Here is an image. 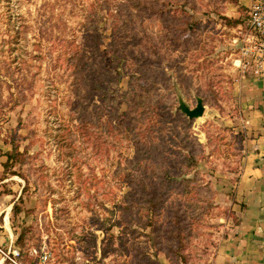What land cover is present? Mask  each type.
Returning <instances> with one entry per match:
<instances>
[{
	"label": "rangeland",
	"instance_id": "rangeland-1",
	"mask_svg": "<svg viewBox=\"0 0 264 264\" xmlns=\"http://www.w3.org/2000/svg\"><path fill=\"white\" fill-rule=\"evenodd\" d=\"M91 2L0 0V140L8 145L9 151L12 140L18 143L20 151L26 146L24 164L15 163L0 172V179L10 178L0 183V197L10 196L6 203L0 200V264H13L5 256L10 254L12 258V250L20 253L15 238L21 223L34 227L28 256L35 258V264H123L124 261L132 264L133 254L138 252L150 258L149 264H169L161 245L160 248L153 246L146 238L132 234L128 220L122 226L126 233L120 248L119 239H112L101 229L103 218L111 216L106 209L111 207V202H106L105 208L95 206L91 210V188L88 190L85 181L78 179L79 170L91 173V166L97 164V160L91 161V133L79 136L73 104L77 99L76 86H80L82 95L85 90L71 70V56L76 49L83 48L89 34L86 23ZM121 4L118 23L134 17L127 2ZM236 11L246 21L248 8L239 0L237 4L228 0H197L194 17L202 25L207 23L199 37L206 50H211L208 61L211 65L192 72L195 63L189 55L184 57L173 51L171 56V61L179 62L177 66L182 71L179 74L185 79L191 76L201 80L205 74L212 76L216 66H222L216 70L218 77H214L220 80L216 85L217 100L204 104L202 116L195 118L189 128L191 137L203 147L197 155L198 169L202 178L211 182L212 200L216 204L204 217L207 233L199 234L197 246L201 258L194 264H210L222 234L223 220L233 219L228 199L222 193L225 188H233L231 185L236 182L243 149H240V137L243 136L241 146L247 138L239 98L243 84L239 82V70L234 69L232 59L238 56L239 41L234 39L239 33L236 26L225 25L222 18L231 17ZM240 26L243 32L247 29L246 23ZM198 51L203 56L196 62L201 63L204 51L200 48ZM172 69H168V74L177 94L176 106L181 99L190 108L195 107L196 101L183 94L177 83L179 75ZM126 82L127 77L122 78L121 89L126 88ZM191 88L194 93L195 86ZM83 102L89 105L90 111L88 98L84 97ZM84 126L89 127V122ZM65 134L66 138H76L75 146H64ZM131 154L130 148L123 147L121 164ZM114 168L115 165L105 171L109 188H116L115 182L122 179L124 172L121 170L116 175ZM96 171L101 174L98 168ZM125 190L127 186L119 192ZM13 203L21 209L15 216L11 211ZM110 232L114 236L119 234V227H113ZM58 250L62 252V259L57 255ZM43 256L46 260H42ZM19 257H16L17 263L24 264Z\"/></svg>",
	"mask_w": 264,
	"mask_h": 264
},
{
	"label": "trees",
	"instance_id": "trees-1",
	"mask_svg": "<svg viewBox=\"0 0 264 264\" xmlns=\"http://www.w3.org/2000/svg\"><path fill=\"white\" fill-rule=\"evenodd\" d=\"M122 1L134 11V17L118 23ZM228 1L237 4L238 0ZM90 6L86 23L89 34L83 48L73 52L71 70L85 90L82 95L80 86H76L73 104L79 136L91 133V161L97 160V166H91V173L79 170L78 179L85 181L88 190L91 188V210L95 206L105 208L106 202H111V207L106 208L111 216L103 218L101 229L112 239L118 238L120 248L126 233L122 226L128 220L132 234L146 238L153 246L161 245L169 264H194L201 258L199 234L207 233L204 217L216 204L211 182L204 180L198 169L197 155L203 147L190 135L194 119L176 106L177 94L168 69L173 68L179 75L177 83L187 98L196 101L199 97L203 105L217 100L216 85L220 80L214 77H218L216 70L222 66H216L212 76L205 74L201 80L191 76L185 79L179 74V62L171 61L176 51L190 56L195 63L192 72L211 65V50H206L199 37L207 23L202 25L194 17L197 0H92ZM222 18L227 26L245 22L241 16ZM199 48L204 51L201 63L196 62L203 56ZM124 77L126 88L121 89ZM84 97L91 103V113ZM86 122L90 124L87 128ZM64 138V146H75L76 138H66V134ZM242 141L243 136L240 149ZM11 145L3 166L23 165L26 146L20 151L15 140ZM123 147L130 148L132 154L121 164ZM69 153L75 156L74 151ZM113 165L116 175L124 172L122 179L115 182L116 188H109L105 171ZM125 186L128 190L119 192ZM20 210L16 203L12 204L13 216ZM233 222H238L234 216ZM115 226L119 234L114 236L110 230ZM18 227L15 245L20 250L19 259L24 264H35V258L28 256L34 227L23 223ZM35 247L39 249L37 244ZM133 256L132 264L150 262L145 253Z\"/></svg>",
	"mask_w": 264,
	"mask_h": 264
},
{
	"label": "crops",
	"instance_id": "crops-1",
	"mask_svg": "<svg viewBox=\"0 0 264 264\" xmlns=\"http://www.w3.org/2000/svg\"><path fill=\"white\" fill-rule=\"evenodd\" d=\"M239 1L249 8L252 0ZM239 15L236 11L231 17L236 19ZM243 23H238L236 28ZM239 82L243 84L239 98L247 138L241 149V170L236 182L231 185L233 188H225L222 193L238 222L229 217L223 220L222 234L210 264H264V72L257 75L249 71ZM0 150L1 172L5 170L3 164L9 151L8 145L1 140ZM8 179H0V183ZM229 191L231 197L228 196ZM8 197L4 194L0 200L6 203Z\"/></svg>",
	"mask_w": 264,
	"mask_h": 264
},
{
	"label": "built area",
	"instance_id": "built-area-1",
	"mask_svg": "<svg viewBox=\"0 0 264 264\" xmlns=\"http://www.w3.org/2000/svg\"><path fill=\"white\" fill-rule=\"evenodd\" d=\"M247 15V29L243 32L242 27L237 26L239 36L234 39V42L239 41V47L238 56L233 58V67L239 70L240 78H244L248 71L257 75L264 72V0H252ZM9 255L5 254L6 258L18 264L19 251L12 250V258ZM42 260H46V256Z\"/></svg>",
	"mask_w": 264,
	"mask_h": 264
},
{
	"label": "water",
	"instance_id": "water-1",
	"mask_svg": "<svg viewBox=\"0 0 264 264\" xmlns=\"http://www.w3.org/2000/svg\"><path fill=\"white\" fill-rule=\"evenodd\" d=\"M178 108L183 112L189 119H195L202 116L204 111V105L202 103V99L197 97L196 105L193 108H190L187 104H185L181 99H179Z\"/></svg>",
	"mask_w": 264,
	"mask_h": 264
}]
</instances>
